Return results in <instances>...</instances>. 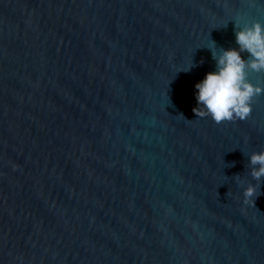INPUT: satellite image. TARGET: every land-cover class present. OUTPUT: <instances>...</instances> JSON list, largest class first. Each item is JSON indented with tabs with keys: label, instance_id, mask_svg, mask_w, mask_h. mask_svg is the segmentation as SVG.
Wrapping results in <instances>:
<instances>
[{
	"label": "water",
	"instance_id": "95a60500",
	"mask_svg": "<svg viewBox=\"0 0 264 264\" xmlns=\"http://www.w3.org/2000/svg\"><path fill=\"white\" fill-rule=\"evenodd\" d=\"M253 21L264 0H0V264H264V93L193 112Z\"/></svg>",
	"mask_w": 264,
	"mask_h": 264
},
{
	"label": "clouds",
	"instance_id": "9594fccd",
	"mask_svg": "<svg viewBox=\"0 0 264 264\" xmlns=\"http://www.w3.org/2000/svg\"><path fill=\"white\" fill-rule=\"evenodd\" d=\"M235 42L238 48L216 50L213 44L215 70L206 72L194 84L196 116H210L217 123L244 120L252 111L253 98L264 93V87L248 79V70L264 72V24L253 21L239 28L235 31ZM242 52H247L249 58L244 59ZM248 160L251 176L260 181L264 177V151L252 152ZM258 186L249 183L244 188L245 202L254 201Z\"/></svg>",
	"mask_w": 264,
	"mask_h": 264
}]
</instances>
